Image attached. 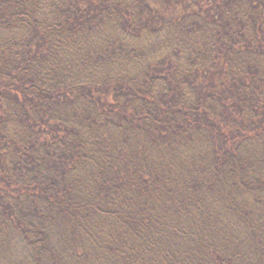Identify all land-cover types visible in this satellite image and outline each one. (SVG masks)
I'll list each match as a JSON object with an SVG mask.
<instances>
[{"label": "trees", "instance_id": "obj_1", "mask_svg": "<svg viewBox=\"0 0 264 264\" xmlns=\"http://www.w3.org/2000/svg\"><path fill=\"white\" fill-rule=\"evenodd\" d=\"M0 264H264V0H0Z\"/></svg>", "mask_w": 264, "mask_h": 264}]
</instances>
